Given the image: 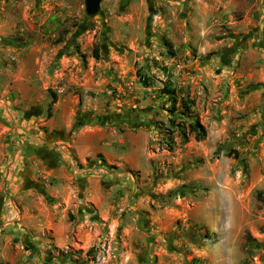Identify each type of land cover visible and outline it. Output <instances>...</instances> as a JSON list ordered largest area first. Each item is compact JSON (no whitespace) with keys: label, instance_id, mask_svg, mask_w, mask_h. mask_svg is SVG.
<instances>
[{"label":"rangeland","instance_id":"1","mask_svg":"<svg viewBox=\"0 0 264 264\" xmlns=\"http://www.w3.org/2000/svg\"><path fill=\"white\" fill-rule=\"evenodd\" d=\"M0 264H264V0H0Z\"/></svg>","mask_w":264,"mask_h":264},{"label":"trees","instance_id":"2","mask_svg":"<svg viewBox=\"0 0 264 264\" xmlns=\"http://www.w3.org/2000/svg\"><path fill=\"white\" fill-rule=\"evenodd\" d=\"M96 53L95 56H97V48H96ZM147 78L144 77L143 78V84L144 85H148L149 81L146 80ZM160 92H162L163 94L167 95L168 99H170L172 101V104L174 106V104L177 102V100L180 99V110L178 111L180 117H190V120L188 121V123L186 124V126L183 125L180 128V138L183 142H186L189 138V135L191 133H193V137L196 140H200L202 139L205 135H206V130L204 125L199 121V119L196 116H191V111H190V103H192L190 100H188L187 98H184V96H178L176 90L168 85H165L164 87H162L160 89ZM186 121L185 119L183 120V122Z\"/></svg>","mask_w":264,"mask_h":264},{"label":"water","instance_id":"3","mask_svg":"<svg viewBox=\"0 0 264 264\" xmlns=\"http://www.w3.org/2000/svg\"><path fill=\"white\" fill-rule=\"evenodd\" d=\"M101 0H84L85 11L87 14H94L99 8ZM127 0H120L121 5H125Z\"/></svg>","mask_w":264,"mask_h":264},{"label":"flooded vegetation","instance_id":"4","mask_svg":"<svg viewBox=\"0 0 264 264\" xmlns=\"http://www.w3.org/2000/svg\"><path fill=\"white\" fill-rule=\"evenodd\" d=\"M102 1H103V0H101V2H100V4H99V8H100L101 5H102ZM128 1H129V0H127V2H128ZM119 2H120V0H119ZM127 2H126V3H127ZM99 8H98V9H99Z\"/></svg>","mask_w":264,"mask_h":264}]
</instances>
